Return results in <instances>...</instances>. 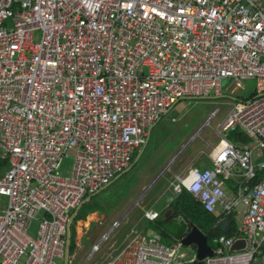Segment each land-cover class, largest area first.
Listing matches in <instances>:
<instances>
[{"label": "built area", "instance_id": "2783aa9c", "mask_svg": "<svg viewBox=\"0 0 264 264\" xmlns=\"http://www.w3.org/2000/svg\"><path fill=\"white\" fill-rule=\"evenodd\" d=\"M246 79L256 89L213 128L218 144L206 142L211 166L170 183L174 197L186 190L220 221L240 213L205 264L264 258V0H0V264H71L75 213L131 168L161 118L182 99L221 96L225 81ZM159 216L144 210L148 222ZM176 242L133 228L105 264L194 263Z\"/></svg>", "mask_w": 264, "mask_h": 264}, {"label": "rangeland", "instance_id": "374dc122", "mask_svg": "<svg viewBox=\"0 0 264 264\" xmlns=\"http://www.w3.org/2000/svg\"><path fill=\"white\" fill-rule=\"evenodd\" d=\"M223 87L221 96L212 94L210 98L178 101L152 128L147 144L138 151L131 168L82 204L76 212L80 218L83 219L94 211L100 215L106 214L108 222L105 226H98L96 216H92L77 221L75 226L71 225V248L68 250L71 264H105L109 254L119 249L123 239L133 228L139 231L150 228L158 237L159 229L147 224L144 210L152 209L160 213L173 197L170 183L175 181V176H181L194 162L211 164V149L206 142H210L212 147L219 142L214 137L213 128L219 130V125L235 104L253 93L256 81L227 80ZM216 108L221 112L211 121L212 128L206 126L199 131ZM74 156L75 152L70 151L63 158L59 168L61 176L71 175ZM43 216L44 213L40 212L32 221L28 229L32 238L37 237ZM234 218L235 225L239 227L240 215L236 214ZM120 220L119 228L113 231L98 252L91 255L93 246L101 236L112 228L113 222ZM162 243L168 245L164 241ZM184 251L194 252L192 248H185ZM254 264H264V258L259 257Z\"/></svg>", "mask_w": 264, "mask_h": 264}, {"label": "trees", "instance_id": "16d2710c", "mask_svg": "<svg viewBox=\"0 0 264 264\" xmlns=\"http://www.w3.org/2000/svg\"><path fill=\"white\" fill-rule=\"evenodd\" d=\"M230 138L247 141L240 131L232 132ZM177 217L181 219L180 225L175 221ZM85 218L82 219L75 213L71 225L74 224L75 226L77 221L84 220ZM218 221V217L206 212L193 195L184 190L181 194L173 198L166 209L161 211L158 220L155 224H152V227L159 229L157 233L159 239L168 245H174L176 243L175 239H179L185 247L192 248L197 254V260L192 264H205L204 259L207 256L215 255L219 247L218 238L224 234L219 229ZM231 223L234 231L236 226L235 220L232 219ZM195 231L201 233L204 241L198 242L192 239L191 235ZM70 248L71 245H68V250Z\"/></svg>", "mask_w": 264, "mask_h": 264}, {"label": "crops", "instance_id": "0c3cea01", "mask_svg": "<svg viewBox=\"0 0 264 264\" xmlns=\"http://www.w3.org/2000/svg\"><path fill=\"white\" fill-rule=\"evenodd\" d=\"M210 159V158H209ZM201 162V161H200ZM191 166H197V167H199V168H201V169H204V168H207V167H210L211 166V164H208V163H206V162H201V163H199V162H197V163H195L194 162V164H191L189 167H191ZM189 167L187 168V170L189 169ZM187 170H185L184 171V173L182 174V175H184L186 172H187ZM229 186L231 187V186H233V185H231V184H229ZM229 191V190H228ZM172 199L174 198V196L173 197H171ZM170 198V199H171ZM172 202V201H171ZM170 202V200H169V202L167 203V204H165V207L163 208V210L164 209H166L168 206H169V204L171 203ZM162 210V211H163ZM161 213V212H160ZM170 214V213H169ZM236 214H238V215H240V213L239 212H237V213H233V214H231L230 216L232 217V219H234L235 220V215ZM232 215H234V216H232ZM92 216H96V218H97V220H98V226H105L106 225V223L108 222V220H107V215L106 214H99L98 212H91V213H89L87 216H86V218L88 217V218H90V217H92ZM230 216H228V217H230ZM228 217L225 219V220H227L228 219ZM85 218V219H86ZM177 218H180V217H177ZM176 218V219H177ZM84 219V220H85ZM145 219V218H144ZM175 219V221L177 222V224L178 225H180L181 224V219L179 220V221H177ZM219 219V218H218ZM232 219H231V221H230V226H231V228H230V232L229 233H224V234H230L232 231H233V229H232ZM146 220V219H145ZM225 220H222V221H220V219H219V221H218V224L220 225L221 223H223V222H225ZM146 222H147V224L148 225H152V224H155L156 223V221L155 222H153V223H151V222H148L147 220H146ZM114 223V222H113ZM218 225V226H219ZM238 226H235V229L237 228ZM97 228H99V227H97ZM144 234H153L152 232H153V230L152 229H150V228H148L147 230H143L142 231ZM155 232V231H154ZM154 235V234H153ZM128 236H129V234H127V236H125V238L123 239V241H122V243L120 244V246H119V248H121L123 245H124V243L126 242V240H127V238H128ZM155 236V235H154ZM158 239H159V236L157 237ZM160 240V239H159ZM175 240H178V241H180L181 243H182V241L181 240H179V239H175ZM160 242H162L161 240H160ZM176 242V241H175ZM177 243V242H176ZM176 243L174 244V245H176ZM166 245V244H165ZM174 245H171V246H174ZM182 245H183V243H182ZM168 246H170V245H168ZM185 248H190V247H185L184 245H183V250L185 249ZM187 254H189V255H196L197 256V254H196V252H192V253H189V252H186Z\"/></svg>", "mask_w": 264, "mask_h": 264}, {"label": "water", "instance_id": "95a60500", "mask_svg": "<svg viewBox=\"0 0 264 264\" xmlns=\"http://www.w3.org/2000/svg\"><path fill=\"white\" fill-rule=\"evenodd\" d=\"M149 140V139H148ZM145 147V146H144ZM143 147V148H144ZM143 150V149H142ZM118 178V177H117ZM104 188H106V187H104ZM103 188V189H104ZM102 189V190H103ZM169 214V213H168ZM231 219H232V217L230 216V217H228V219L227 220H225V222H223V223H221L220 225H219V229L223 232V233H229L230 232V228H231V226H230V221H231ZM191 237H192V239H194L195 241H204V237L201 235V233L200 232H198V231H195L194 233H192V235H191ZM245 246V241L244 240H239V241H237L234 245H233V247L231 248V251L232 252H235V251H238V250H240V249H242L243 247ZM262 247L264 248V242H263V244H262Z\"/></svg>", "mask_w": 264, "mask_h": 264}, {"label": "clouds", "instance_id": "9594fccd", "mask_svg": "<svg viewBox=\"0 0 264 264\" xmlns=\"http://www.w3.org/2000/svg\"><path fill=\"white\" fill-rule=\"evenodd\" d=\"M189 171L192 172V171H195V170H191V169H190ZM206 175H207V174H206ZM197 176L199 177V173H198V172H197ZM199 178L203 179V178H205V177H199ZM195 183H196V182H194V185H195ZM194 185H189V189H190V190H193V191L197 190L196 187H195ZM175 187H178V186H177V185H174V188H175Z\"/></svg>", "mask_w": 264, "mask_h": 264}]
</instances>
